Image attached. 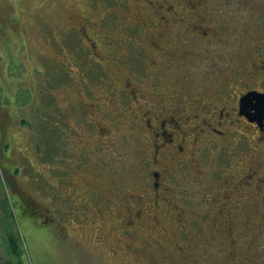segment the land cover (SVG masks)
Listing matches in <instances>:
<instances>
[{
  "label": "flooded vegetation",
  "instance_id": "flooded-vegetation-1",
  "mask_svg": "<svg viewBox=\"0 0 264 264\" xmlns=\"http://www.w3.org/2000/svg\"><path fill=\"white\" fill-rule=\"evenodd\" d=\"M110 3L95 19L91 13L78 14L88 25L98 20L101 24L74 27L81 41L78 46L88 52L84 69L95 72L96 65L101 75L113 69L108 73L109 86L104 85L105 91H90L89 83L96 79L88 80L83 71L73 70L67 62L61 63L57 70L73 75L78 81L76 86L87 94V99L82 100L81 92L75 88L78 94L74 97L80 99L75 108L76 120L85 130L105 139L112 133L110 121L114 119L123 120L125 129L140 130L141 143L147 150L141 155L144 163L139 174L132 181L136 190L125 191L121 186L123 193L117 195L105 179L91 175V166L84 174L87 166L78 154L85 145L76 123L69 127L74 147L79 150L72 156V173L62 168L60 183L51 185V191L47 188L54 204L45 207L65 213L56 200L69 206L92 207L99 198H104V204L111 205L109 211L114 214L119 210V197L126 194L132 203L125 204L128 211L117 217L114 224L118 233L124 232L130 237L135 223L139 226L144 216H155L150 209L160 206L170 211L176 207L181 209L182 205L177 206L170 195L168 202L158 204L171 191L163 176L181 158L191 168H198L195 158L198 147L206 166L197 175L219 176L216 183L220 190L216 189L213 197L202 192L205 198L197 199L206 205L205 220L208 223L226 220L228 223H223L228 226L234 221H261L264 217V110L262 116L256 112L259 106L264 107V0H112ZM118 24L125 25L126 31H120ZM247 93L249 101L246 111L242 112L241 98ZM53 129L56 134L52 136V143L57 148L66 136L64 128ZM36 133L41 143L49 131L41 127ZM66 150L67 147L63 155ZM208 152L216 158L210 159ZM226 152L229 153L222 158ZM75 167L83 171L82 182L74 180ZM20 196L22 200L21 193ZM28 204L39 211L36 204L42 203L33 198ZM212 206L217 214L212 212ZM98 208L91 210L101 212L103 205ZM130 209L135 215L132 221L127 217ZM49 220L52 219L48 217ZM154 220L152 228L161 224L157 218ZM71 222L67 219L65 227ZM179 222L177 216L174 223ZM111 227L114 226L110 224ZM104 238L100 234L98 241ZM134 251L138 249L133 247ZM231 251H226L228 261L236 263Z\"/></svg>",
  "mask_w": 264,
  "mask_h": 264
},
{
  "label": "rangeland",
  "instance_id": "rangeland-1",
  "mask_svg": "<svg viewBox=\"0 0 264 264\" xmlns=\"http://www.w3.org/2000/svg\"><path fill=\"white\" fill-rule=\"evenodd\" d=\"M111 1L0 0V260L9 257L10 264L17 261L20 264H264V217L258 222L234 221L229 226L226 220V224L224 220L211 223L205 220L206 205L197 199L205 198L202 192L212 196L219 189L216 183L219 176L201 178L197 175L206 166L198 147L195 152L198 168H191L189 162L181 158L170 165L163 176L171 191L166 192L164 201L159 200L158 204L168 202L170 195L174 203L177 206L180 203L183 208L150 209L155 216H144L139 226L135 223L130 237L127 233H118L114 224L117 217L128 211L125 204L132 203L126 194L119 197V210L114 214L109 211L111 205L104 204V198H99L92 207L87 204L69 206L56 200L65 213L45 207L54 204L47 188L60 183L62 168L72 173V156L79 150L74 147L69 127L76 123L82 145H85L78 154L87 166L84 174L91 166V175L105 179L116 189L117 195L123 193L121 186L125 191L136 190L132 181L139 174L140 165L144 163L141 155L147 150L141 143L140 130L125 129L123 120L116 122L115 119L110 121L112 133L105 139L85 130L76 120L75 108L80 99L74 97L78 94L75 88L81 92L82 100L87 99V94L76 86L78 81L73 75L57 70L61 63L67 62L73 70L83 71L88 80L96 79L89 83L90 91H105L104 85L109 86L108 73H112V68L103 75L96 65L95 72L84 69L88 52L78 46L81 41L74 27L101 24L98 20L88 25L78 14L91 13L95 19ZM118 29L126 31L125 25L118 24ZM101 76L103 80H98ZM41 127L49 133L40 143L36 130ZM54 127L64 128L66 136L57 148L52 143V136L56 134ZM6 144L9 151L5 155L2 147ZM65 147L67 153L63 155ZM207 154L210 159L216 158L215 154ZM76 169L74 180L82 182L83 171ZM33 198L42 203L36 204L39 211L28 204ZM102 205V213L91 210L95 206L99 210ZM211 209L217 214L213 206ZM130 210L127 217L132 221L135 215ZM190 211L194 213L189 215ZM177 216L179 224L174 223ZM48 217L52 220L48 221ZM154 218L161 224L152 228ZM67 219L72 222L65 227ZM110 224L114 226L111 229ZM100 234L106 238L98 241ZM12 235L20 244V252L13 257L7 243L8 236ZM133 247L138 251L132 252ZM227 249L232 250L230 254L236 263L228 261Z\"/></svg>",
  "mask_w": 264,
  "mask_h": 264
},
{
  "label": "trees",
  "instance_id": "trees-1",
  "mask_svg": "<svg viewBox=\"0 0 264 264\" xmlns=\"http://www.w3.org/2000/svg\"><path fill=\"white\" fill-rule=\"evenodd\" d=\"M2 149H3L4 153H5V155L9 151L7 144L5 146H3ZM8 237L9 238H8V242L7 243H8V248H10L9 253L11 254L10 256L13 257V256H16L20 252V248H19L20 244L18 242V238L17 237H15L13 235L12 236H8ZM0 264H10L9 257L6 260H3V261L0 260ZM16 264H20L19 261H17Z\"/></svg>",
  "mask_w": 264,
  "mask_h": 264
},
{
  "label": "water",
  "instance_id": "water-1",
  "mask_svg": "<svg viewBox=\"0 0 264 264\" xmlns=\"http://www.w3.org/2000/svg\"><path fill=\"white\" fill-rule=\"evenodd\" d=\"M248 93L246 95H244V97L241 98V102H240V107L242 108L241 111L242 112H245L246 110V105H247V102L249 101V98H248ZM263 110H264V107L263 106H259L258 109H257V116H262L263 115Z\"/></svg>",
  "mask_w": 264,
  "mask_h": 264
}]
</instances>
